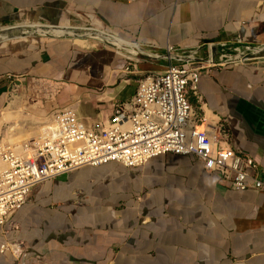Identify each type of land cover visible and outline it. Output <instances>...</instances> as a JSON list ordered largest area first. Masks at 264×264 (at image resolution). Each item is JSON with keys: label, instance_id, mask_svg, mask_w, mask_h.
<instances>
[{"label": "crops", "instance_id": "crops-1", "mask_svg": "<svg viewBox=\"0 0 264 264\" xmlns=\"http://www.w3.org/2000/svg\"><path fill=\"white\" fill-rule=\"evenodd\" d=\"M17 25L81 26L86 34L0 42V105L9 75L36 79L54 88V107L71 106L94 126L130 100L148 72L178 62L166 58L171 47L220 63L224 49L233 56L263 46L264 0H0V40ZM199 96H191L195 108L222 121L264 177V57L203 69ZM41 184L13 226L0 227V264H264V194L233 189L197 157L87 165Z\"/></svg>", "mask_w": 264, "mask_h": 264}, {"label": "built area", "instance_id": "built-area-1", "mask_svg": "<svg viewBox=\"0 0 264 264\" xmlns=\"http://www.w3.org/2000/svg\"><path fill=\"white\" fill-rule=\"evenodd\" d=\"M175 50L169 49L167 59L178 62L169 63L162 72H148L130 100L115 104L107 122L90 126L75 108L66 106L47 114L37 137L14 142L0 135V227L13 226L14 214L45 181L87 165L119 162L140 167L167 153L197 157L207 172L233 189L264 194V177L256 160L237 151L225 124L207 121L202 104L197 110L191 101L192 95L200 98L203 69L221 64L224 58L243 59L225 49L220 63L212 57L197 58L195 49L174 57L170 52ZM9 80L8 96L26 81L13 74ZM31 81L34 85L36 79Z\"/></svg>", "mask_w": 264, "mask_h": 264}, {"label": "rangeland", "instance_id": "rangeland-1", "mask_svg": "<svg viewBox=\"0 0 264 264\" xmlns=\"http://www.w3.org/2000/svg\"><path fill=\"white\" fill-rule=\"evenodd\" d=\"M32 22L33 21H31V23ZM54 27L57 30L62 28L56 26ZM75 28L80 29L81 26H73L72 30ZM62 29L60 30L65 31L68 28ZM38 31H45V29H40ZM48 32L54 33L49 30ZM45 36H47V34ZM8 43L10 42H7V44ZM17 84H19V82H17ZM48 86L51 85L46 84L41 87L39 85H33L30 83H20L17 87V90L15 92L11 91V95L9 96L8 92L10 89L8 88L4 102L0 105V135L7 136L11 141L19 142L22 140H28L31 137L39 136L42 133V124L45 121L47 114L52 109L57 108L52 104L53 93H55L54 88H48ZM11 100H14L13 105L16 104L21 107L19 109L16 107L15 110L18 109V111L17 113L13 114V117H10L4 113V109L11 102ZM32 125H37L38 127H35V130H29ZM11 127L14 128V131L11 130ZM41 185L39 184L35 188H38ZM34 191L35 190H33L32 193H34ZM13 250L15 251V249Z\"/></svg>", "mask_w": 264, "mask_h": 264}, {"label": "water", "instance_id": "water-1", "mask_svg": "<svg viewBox=\"0 0 264 264\" xmlns=\"http://www.w3.org/2000/svg\"><path fill=\"white\" fill-rule=\"evenodd\" d=\"M56 27H61V26H57V25H54ZM12 28V27H11ZM62 28H72V27H62ZM1 30V29H0ZM5 33H6V36L0 40V42L2 41H5V40H9V39H12V38H16V37H23V36H26L28 34H31V33H42V34H47L49 36H68V35H74V36H84V34L86 33H82L80 32L79 30H70L68 32H62V33H59L57 31H55L54 33H51V32H48V31H37V30H31L29 27L28 28H25V29H22V26L20 25H17V29H8V30H5ZM90 33L92 34V36H95V37H98L99 39H101V41H104L105 43L109 44V45H113L115 46L116 43L115 41H112L111 39H107L105 38L106 36L105 35H108V36H111L109 33L105 32V31H102V30H99V29H96V30H91ZM104 34V36H103ZM112 37V36H111ZM196 50V49H195ZM191 50L189 51H183V52H190ZM238 53L236 55H238L239 57H241L243 60H251V59H257V58H262L264 57V45L263 46H251V45H248V46H243L241 48H239L238 50ZM183 52L181 53H177V54H172L174 57H177L179 54H182ZM221 54V53H220ZM197 58L199 59H203V58H200L199 55H198V50H197ZM169 55H166V58L168 57ZM220 56V55H219ZM213 60L214 61H217L216 56L215 54H213Z\"/></svg>", "mask_w": 264, "mask_h": 264}, {"label": "bare ground", "instance_id": "bare-ground-1", "mask_svg": "<svg viewBox=\"0 0 264 264\" xmlns=\"http://www.w3.org/2000/svg\"><path fill=\"white\" fill-rule=\"evenodd\" d=\"M48 28H50V29H54V30H57V29H55V27H52V26H48ZM30 29H31V30H36L37 28H30ZM58 30H60V29H58ZM62 30H63V29H62ZM70 30H72V29H66V32H68V31H70ZM73 30H75V29H73ZM78 30H79V29H78ZM86 31H87V30H86ZM103 36H104V35H103ZM13 102H14V100L11 101V102L6 106V108H5V114L8 115V116H10V117H13V114H14V113H17L18 109L20 108L19 105H16V104L13 105ZM16 107L18 108L17 110H15ZM35 127H38V126H37V125H32V126H31V129H32V130H35V129H36ZM200 128H201V127H200ZM11 130L14 131V128L11 127ZM15 131H17V130H15ZM35 137H37V136H35ZM32 138H34V137H31L30 139H32Z\"/></svg>", "mask_w": 264, "mask_h": 264}]
</instances>
